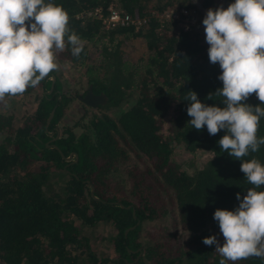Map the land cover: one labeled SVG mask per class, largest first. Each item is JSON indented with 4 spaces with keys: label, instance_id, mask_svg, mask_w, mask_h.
<instances>
[{
    "label": "trees",
    "instance_id": "1",
    "mask_svg": "<svg viewBox=\"0 0 264 264\" xmlns=\"http://www.w3.org/2000/svg\"><path fill=\"white\" fill-rule=\"evenodd\" d=\"M51 2L68 13L69 28L84 49L74 57L65 37V50L56 54L59 69L38 85L34 107L17 122L12 112L0 113V264H219L215 245L203 243L213 235L224 243L214 212L235 210L237 193L242 199L252 185L241 160L220 149L225 130L209 135L206 126L198 131L188 123L190 91L202 103L225 106L216 93L223 87L222 70L210 63L200 9L214 10V0ZM233 2L225 0L224 8ZM109 4L132 21L105 27L99 18L80 14L94 6L104 14ZM169 8L196 12L203 28L191 23L183 29L177 19L159 15ZM134 39L142 52L132 57L124 46ZM64 64L72 84L61 73ZM88 85L105 95L102 103L81 100ZM73 99L81 109L74 110L72 123L57 128ZM244 103L262 104L255 93ZM257 137H264V117ZM175 145L211 155L188 172L172 157ZM253 157L264 164V145L245 159ZM172 203L175 216L168 222L163 219ZM158 220L163 227L143 231ZM102 223L110 226L105 240L111 253L95 244L101 238L95 227ZM177 228L187 236L181 238Z\"/></svg>",
    "mask_w": 264,
    "mask_h": 264
},
{
    "label": "clouds",
    "instance_id": "2",
    "mask_svg": "<svg viewBox=\"0 0 264 264\" xmlns=\"http://www.w3.org/2000/svg\"><path fill=\"white\" fill-rule=\"evenodd\" d=\"M210 63L219 64L218 79L223 87L217 95L224 107L202 103L190 91L188 122L196 130L207 127L209 135L225 130L218 141L220 149L241 160L240 170L249 187L235 210L217 209L224 243L216 236L203 239L222 259L219 264L264 259V164L255 157L264 137H257L260 118L264 117V0H234L227 8H209L203 19ZM67 43L79 57L84 49L80 36L69 28V16L51 0H0V101L6 96L22 95L37 87L51 72L57 71V52ZM256 94L260 105L244 103Z\"/></svg>",
    "mask_w": 264,
    "mask_h": 264
},
{
    "label": "rangeland",
    "instance_id": "3",
    "mask_svg": "<svg viewBox=\"0 0 264 264\" xmlns=\"http://www.w3.org/2000/svg\"><path fill=\"white\" fill-rule=\"evenodd\" d=\"M213 5H214L213 7L214 10L221 6L225 7V0H214ZM200 9L205 15L207 14L206 10H203L202 8ZM173 11H178V10H173ZM187 18H190L192 20V22H188V24L186 23L187 26L193 23L194 25L200 28H203L202 22L200 23L197 21L196 12L192 11L190 15L187 16L186 18L184 17L181 18L180 19L181 24L185 23ZM177 25L180 27L181 26L184 27L183 24L180 25L179 23H177ZM124 48L128 52V54L132 57H135L142 52V45L138 39H134L130 43H127L124 46ZM67 68H68L67 64L62 65L61 73L62 75L66 76V78L67 77L69 78L70 83L69 82L67 83L72 84L74 83V80L72 76H68V74L66 73ZM67 83H65V85ZM76 85H77L78 92H80L83 89V84L79 82ZM41 90H42L41 87L37 86L34 89H32L29 94L24 95V96H6L3 101H0V113H9V112L11 113L12 112L14 114L13 122H17L19 117H21L23 113L25 112L27 113L34 107L35 95L39 94ZM121 106L123 105L121 104ZM80 109H81V106L76 99L70 100L63 110V115L58 122L57 128L60 126L62 122H66L68 124L72 123L75 118L74 110H80ZM79 129L80 128H78L77 126L74 127L75 131H79ZM0 137H1V134H0ZM210 155L211 153L207 150L199 149V150H196L195 152H190V151L184 150L180 145H175L173 148L172 157L180 165L181 168H183L184 170L188 172H191L195 168L200 166L203 161H205L208 157H210ZM169 209H170L169 214L165 215L166 217H164L163 219V220H167L168 222H170L171 217L175 216V207L173 203L169 206ZM154 226L156 228H160V227H163V224L161 220L156 221L155 224L154 222H149L148 224L145 225V227H143V231L148 233V231H150L149 228H154ZM95 229H96L95 232L98 233V236H101V238L96 237L95 244L99 248H105L108 253H111V251L109 250L108 243L105 240V237L108 235V232L110 231V226L102 223V224H98L95 227ZM177 232L181 238H185L187 236V232L181 228H177Z\"/></svg>",
    "mask_w": 264,
    "mask_h": 264
},
{
    "label": "built area",
    "instance_id": "4",
    "mask_svg": "<svg viewBox=\"0 0 264 264\" xmlns=\"http://www.w3.org/2000/svg\"><path fill=\"white\" fill-rule=\"evenodd\" d=\"M192 11H188L186 8H180L178 11H173L172 9H166L163 10L159 15L161 17H166V18H173L177 19V23L180 25L188 24V22H192L190 18H187L185 23L181 24V18H186L187 16L190 15ZM81 15H87V16H92L99 18L103 26L107 27L113 24H124L129 21H132L131 17L122 11V9L114 7L112 5H107L106 6V12L103 14L101 11V8L98 6H94L91 9H86L80 13ZM187 24L181 27L186 28Z\"/></svg>",
    "mask_w": 264,
    "mask_h": 264
},
{
    "label": "water",
    "instance_id": "5",
    "mask_svg": "<svg viewBox=\"0 0 264 264\" xmlns=\"http://www.w3.org/2000/svg\"><path fill=\"white\" fill-rule=\"evenodd\" d=\"M54 80V76L51 75V82L49 85V88L46 90V92H49L50 89L52 88V81ZM81 100L89 105H95L96 103H102L105 100V95L103 93H98V94H94L93 92H91L90 90V85L87 86L85 93L80 96ZM52 109H50L46 120H45V124H47L51 114H52ZM55 129V136L58 134V130L56 128ZM48 133H51V131H48ZM65 159H68L70 157V154H68L67 156H63ZM89 192L92 194V187L90 186L89 188ZM133 211V210H132Z\"/></svg>",
    "mask_w": 264,
    "mask_h": 264
},
{
    "label": "flooded vegetation",
    "instance_id": "6",
    "mask_svg": "<svg viewBox=\"0 0 264 264\" xmlns=\"http://www.w3.org/2000/svg\"><path fill=\"white\" fill-rule=\"evenodd\" d=\"M85 91H86V90H85ZM85 91H84V93H85ZM84 93H83V94H84ZM83 94H82V95H83ZM94 94H98V93H94ZM82 95H81V96H82Z\"/></svg>",
    "mask_w": 264,
    "mask_h": 264
}]
</instances>
